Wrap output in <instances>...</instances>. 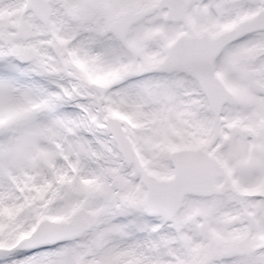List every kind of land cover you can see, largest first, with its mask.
I'll use <instances>...</instances> for the list:
<instances>
[{"label": "snow or ice", "instance_id": "snow-or-ice-1", "mask_svg": "<svg viewBox=\"0 0 264 264\" xmlns=\"http://www.w3.org/2000/svg\"><path fill=\"white\" fill-rule=\"evenodd\" d=\"M0 264H264V0H0Z\"/></svg>", "mask_w": 264, "mask_h": 264}]
</instances>
